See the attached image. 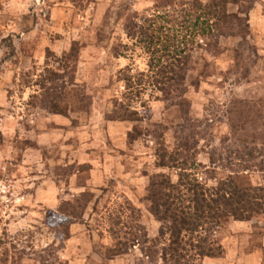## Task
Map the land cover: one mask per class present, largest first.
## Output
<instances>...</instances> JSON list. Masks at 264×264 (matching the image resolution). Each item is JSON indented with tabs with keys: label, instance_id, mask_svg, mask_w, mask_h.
I'll list each match as a JSON object with an SVG mask.
<instances>
[{
	"label": "rangeland",
	"instance_id": "374dc122",
	"mask_svg": "<svg viewBox=\"0 0 264 264\" xmlns=\"http://www.w3.org/2000/svg\"><path fill=\"white\" fill-rule=\"evenodd\" d=\"M245 6L246 46L233 38L194 54L188 115L148 93L130 123L113 120L120 72H146L149 59L125 27L153 13L155 0H0V264H155L139 247L121 257L109 250L123 212L127 232L139 225L148 239L160 236L147 201L161 172L157 135L170 150L192 137L209 187L230 176L264 186V174L237 176L226 160L264 149V0ZM217 240L224 257L204 264H263L264 216L230 222Z\"/></svg>",
	"mask_w": 264,
	"mask_h": 264
},
{
	"label": "trees",
	"instance_id": "16d2710c",
	"mask_svg": "<svg viewBox=\"0 0 264 264\" xmlns=\"http://www.w3.org/2000/svg\"><path fill=\"white\" fill-rule=\"evenodd\" d=\"M155 1L153 13L126 24L128 37L148 56V70L136 74L132 70L120 72L124 91L114 102L113 120L139 122L136 106L141 103L147 107L144 100L148 93L157 100L178 103L188 115L184 99L194 54L200 50L214 53L220 50L223 40L233 38L241 39L243 48L250 35L248 13L243 9L252 0ZM232 7H240V11L233 13ZM240 58L241 53L236 51V59ZM186 120L190 121L188 117ZM138 133L139 127H135L131 139H136ZM157 138L156 168L161 172L150 177L147 201L151 215L161 225L160 236L148 239L139 225L135 232H127L129 219L125 220L123 212L115 219L117 229H111L114 247L109 255L121 257L139 247L155 264H204L206 259L223 258L225 250L217 234L232 221L250 222L264 216V186L240 184L230 176L209 187L200 179L202 166L196 153L192 155L196 151L192 137L183 138L172 150L166 146L163 134ZM226 160L237 176L264 174V149L244 147L243 151L229 152ZM167 171L176 172L177 182ZM131 218L136 222L133 215Z\"/></svg>",
	"mask_w": 264,
	"mask_h": 264
}]
</instances>
